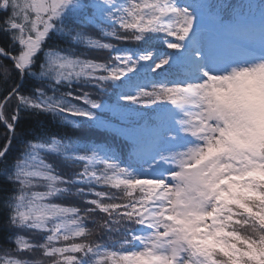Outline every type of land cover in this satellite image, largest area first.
Here are the masks:
<instances>
[{
  "label": "snow or ice",
  "instance_id": "snow-or-ice-1",
  "mask_svg": "<svg viewBox=\"0 0 264 264\" xmlns=\"http://www.w3.org/2000/svg\"><path fill=\"white\" fill-rule=\"evenodd\" d=\"M0 34V264H264V0H0Z\"/></svg>",
  "mask_w": 264,
  "mask_h": 264
},
{
  "label": "trees",
  "instance_id": "trees-1",
  "mask_svg": "<svg viewBox=\"0 0 264 264\" xmlns=\"http://www.w3.org/2000/svg\"><path fill=\"white\" fill-rule=\"evenodd\" d=\"M95 35V34H94ZM96 38H101L98 35H96ZM0 46H4L7 47L8 46V42H7V38L5 36H3L2 34H0ZM129 47H134L135 45L132 42H129L128 45ZM60 47H64L63 44L60 45ZM13 51H17L18 49H12ZM85 55L88 56L89 58H95V59H102L105 55V53H88L85 52ZM42 58V57H41ZM25 121L26 123L24 124V129L27 130L28 132H32L36 127L38 126H44L49 128L51 131H57L59 128V122L58 121H52L51 117H48L46 120L41 119L39 122V125H37V121L35 118L32 117H25ZM4 134H5V129L2 125H0V145H3L4 141ZM61 134H63V132L61 131ZM69 135H72L71 132H69ZM73 138H75V136H73ZM20 144L19 141H14L13 142V149L15 150L16 148H19ZM89 227L91 228L92 225L89 223ZM108 244H112L114 243V241H107Z\"/></svg>",
  "mask_w": 264,
  "mask_h": 264
}]
</instances>
